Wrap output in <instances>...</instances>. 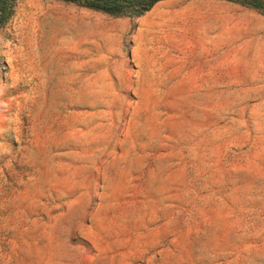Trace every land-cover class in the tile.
<instances>
[{
  "label": "rangeland",
  "instance_id": "rangeland-1",
  "mask_svg": "<svg viewBox=\"0 0 264 264\" xmlns=\"http://www.w3.org/2000/svg\"><path fill=\"white\" fill-rule=\"evenodd\" d=\"M0 264H264V12L19 0L0 25Z\"/></svg>",
  "mask_w": 264,
  "mask_h": 264
},
{
  "label": "trees",
  "instance_id": "trees-1",
  "mask_svg": "<svg viewBox=\"0 0 264 264\" xmlns=\"http://www.w3.org/2000/svg\"><path fill=\"white\" fill-rule=\"evenodd\" d=\"M19 0H0V25L6 23L13 15ZM82 6L101 10L114 16L139 17L149 12L163 0H62ZM252 6L264 12V0H232Z\"/></svg>",
  "mask_w": 264,
  "mask_h": 264
}]
</instances>
